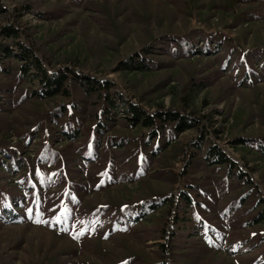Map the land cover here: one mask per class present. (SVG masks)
Here are the masks:
<instances>
[{"label": "rangeland", "instance_id": "obj_1", "mask_svg": "<svg viewBox=\"0 0 264 264\" xmlns=\"http://www.w3.org/2000/svg\"><path fill=\"white\" fill-rule=\"evenodd\" d=\"M0 45V158L19 160L0 172L19 218L0 207V264H264V147L248 146L264 137V0H0ZM18 45L48 75L109 88L87 96L66 72L68 95L40 98ZM135 55L158 68L119 69ZM105 94L153 124L104 119ZM164 112L185 119L180 131ZM139 212L122 230L105 222Z\"/></svg>", "mask_w": 264, "mask_h": 264}, {"label": "trees", "instance_id": "obj_2", "mask_svg": "<svg viewBox=\"0 0 264 264\" xmlns=\"http://www.w3.org/2000/svg\"><path fill=\"white\" fill-rule=\"evenodd\" d=\"M251 20L253 18L252 15L249 16ZM262 17V16H261ZM7 34L13 33V29L7 28ZM9 34V35H10ZM8 35V36H9ZM163 38L159 39L158 41L156 40L155 42H160ZM154 43V42H153ZM151 44L148 48L145 50L146 54H152V50L154 49V46ZM205 48H209V44H205ZM218 46L214 47V49H217ZM18 51L17 53L13 56L15 59H19L22 61L20 65V75L27 77L29 74V71H32L31 76L34 77L37 82L39 90L35 93L36 96L40 98H53L57 95H62L66 96L67 91H66V82L68 80V75H66V72L72 73V80L74 81L77 86L81 88L83 93L87 96L93 95L94 93L102 90H107L109 88L108 84H101L100 82L91 79L90 77L84 75V74H79V73H73L68 70H58L55 71L53 74L48 75L41 67L40 63L38 62L37 58L34 56L31 50L25 48L24 46L18 45ZM160 50V49H159ZM11 57L10 54L7 51L6 46H1L0 45V69L3 65V60L4 58H9ZM135 57V58H134ZM130 61V62H122L119 65V69L123 71H130V72H146L149 70H154L158 68V66H155L150 63V61L145 60L144 58H140L139 56L135 55ZM138 57V58H137ZM197 89H200L199 87H196ZM199 91V90H198ZM197 93L196 91L193 92V89L191 92H189V96L193 97V95ZM193 94V95H192ZM105 101L108 102L109 106L105 108V117L104 119H110L107 114L113 113V115H117V111L124 112L125 115H127V120H129L132 125H140L143 127H150L153 124V118L152 116L145 114L141 109H139L137 106L130 102H124L122 100H113L110 99L108 94H105ZM7 102L5 99H3V96L0 93V108H3L4 105H6ZM157 119H159L162 123V125H174L175 130L180 131L182 129L181 125L184 122L183 117H179L177 113H172V112H164V113H157L154 115ZM100 127V124L98 125ZM97 130L100 131V129ZM73 135V133H71ZM75 134V131H74ZM69 135V134H68ZM97 139V137H96ZM262 142L264 143V137L262 139ZM260 143L257 144L256 146H253L251 144H248L249 147L254 148V147H260L263 146L264 144ZM262 148V147H261ZM260 151L264 154V149H261ZM3 153V152H1ZM15 152L14 154H11L10 151H6L5 154L3 153V156L6 157H15ZM206 155L209 157L211 162L210 163H216L219 165L226 166V178L231 180V182H244V183H249L247 176L242 173L241 171H233L234 164L230 161H228L220 152H218L215 148L213 147H208L206 150ZM9 159V158H8ZM19 160L14 159V162H7L6 159L0 158V172L4 169L9 170L12 168L14 171L15 169H19ZM23 167V165H22ZM13 199V198H12ZM184 200H187L185 197H183ZM0 207L1 210L3 211V214L5 215L4 217L10 219L11 221H18V214H15L10 206L7 204L5 201H0ZM151 207H147L145 209L146 211H149ZM144 215V213L139 212L138 214L134 216L130 215H125L120 216V217H114L110 216L105 222H107L109 227H117L120 228L121 230L123 228H127L129 226V223L135 222L137 219H141V217ZM114 217V218H113ZM259 219V218H258ZM255 222V221H254ZM257 223H263L262 221H257ZM202 225V224H201ZM200 233L205 232V235H207L208 228H199Z\"/></svg>", "mask_w": 264, "mask_h": 264}]
</instances>
